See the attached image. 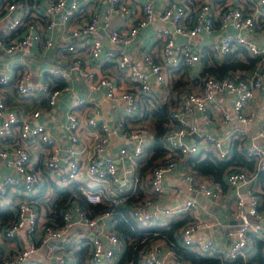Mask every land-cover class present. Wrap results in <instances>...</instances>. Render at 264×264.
Returning a JSON list of instances; mask_svg holds the SVG:
<instances>
[{
	"label": "built area",
	"instance_id": "1",
	"mask_svg": "<svg viewBox=\"0 0 264 264\" xmlns=\"http://www.w3.org/2000/svg\"><path fill=\"white\" fill-rule=\"evenodd\" d=\"M102 2L100 12L96 5ZM248 2L249 7L237 0H197L195 4L191 0H164L157 11L153 0H143L140 6L133 0H0V156L10 170L0 176V206L12 213V219L3 226V236L13 243L18 233L25 229L26 238H33L25 247L0 255V264H39L28 260L39 251L37 242L47 243V255L54 258L55 264H72L73 251L84 245L71 238V229L76 224L87 229L99 226L110 212L89 217L70 198L61 211V223L50 222L41 202L44 175L53 186L67 192L79 189L91 203H122L136 192L135 159L145 152L151 139L145 123L118 120L109 124L94 115L82 121L75 107L84 104L85 100L76 97L66 115L64 128L68 144L65 148L43 124L34 122L41 115L39 110L32 111L30 118L19 117L4 98L6 86L13 85L21 98L39 94L45 98L47 106H52L67 89L63 82L72 74H79L89 82L90 88L101 90L106 99L121 101L123 113L133 117L139 110L141 96H153L156 88L166 92L169 69L180 64L201 67L206 46L212 58L219 61L235 51L247 52L259 61L264 60V40H253L257 28L264 25V19L261 22L257 19L259 15L264 17V0ZM113 13L126 19V27L111 25ZM155 18L158 23L153 33L162 41L161 50L154 56L145 43L139 47L138 57H133L129 47L140 29ZM50 31L55 34L49 35ZM201 33L212 35V40L196 45L175 40V35L189 39ZM32 47L40 54L31 52ZM49 52L53 53L52 57L46 56ZM28 54L48 65L45 80H32L30 63L25 58ZM15 55L16 58H12ZM102 62H109L121 70L133 83V88L118 84L108 73L97 72ZM262 89L264 65L243 74L206 76L200 90L186 93L173 107L164 135L165 160L147 176L151 190L162 194L166 174L179 164L171 155H198L199 144L186 140L187 135L200 133L191 118L193 111L204 124L215 122L214 109L221 111L218 121L233 119L237 122L231 136L202 135V142L220 159L230 158L233 139H237L246 157L255 161L253 172L230 170L225 174V182L235 199L233 218L237 224L234 232L226 234L230 237L229 244L217 249L211 238L198 242L200 253L213 254L226 264H250V240H258V237L264 241V228L257 223L264 221V210L260 209L264 200L255 193L258 172L264 171V128L255 136L250 135L248 130L254 112L245 111L255 93ZM221 95L231 97L230 110L220 107L218 97ZM92 110L95 115L99 112ZM116 132L120 134L121 144L113 154L108 147L111 135ZM87 133L92 138L88 142L83 140V134ZM38 143L44 144L46 151L43 166L39 168L31 158L32 148ZM63 149L65 155H62ZM181 178L185 186L175 185L169 191L173 198H182L180 203L173 207L149 209L153 200L147 198L129 208L131 217L139 225H168L176 213L196 209L197 196L211 202L220 198L216 183L210 179L196 180L184 170ZM238 186H242V191L237 190ZM12 195L18 196V200L14 201ZM212 225L211 221L196 216L188 220L179 228L180 245L191 248L195 242L194 233ZM100 235L105 236L106 243L102 242ZM87 237V264H111L117 247L123 243L114 229L92 231ZM170 253L175 255L172 250ZM139 263L167 264L160 242L150 243L142 252Z\"/></svg>",
	"mask_w": 264,
	"mask_h": 264
},
{
	"label": "crops",
	"instance_id": "2",
	"mask_svg": "<svg viewBox=\"0 0 264 264\" xmlns=\"http://www.w3.org/2000/svg\"><path fill=\"white\" fill-rule=\"evenodd\" d=\"M133 1H137L138 5L140 6L143 0H133ZM237 1L243 2L244 5L247 7L250 6L248 0H237ZM163 2L164 0H153L154 10L158 11L161 8V6H163ZM103 4L104 3L102 2V4L96 5L97 9L100 12H102ZM96 6H94V8ZM138 10H140V7H138ZM257 19H259L260 20L259 22H261L263 21L264 17L262 15H259ZM157 23L158 20L157 18H155L149 24H147L146 27L140 29V31L136 35V38L134 39L132 46L129 47L130 49L129 53L133 57L135 58L138 57L139 55L138 49L141 45L145 43L149 45V50L152 55L155 56L159 53V51L161 50L162 42L153 33L154 27L157 25ZM111 25L114 27L124 28L126 27V19L119 13H113L111 17ZM54 34L55 32L52 33L51 31L49 32V35H54ZM212 38H213L212 35L207 36L202 33L189 39L175 35L176 41L178 42L189 41L190 43L195 45L211 41ZM253 40L256 42H262L264 40V25L261 26V28L260 27L257 28ZM30 51L33 53L40 54L39 50L35 47H32ZM83 55L84 57L85 55H87L85 51H83ZM16 56L17 55L13 56L12 58L15 59ZM46 56L52 57L53 53L49 52L46 54ZM209 56L212 58L211 53L209 54ZM25 58L30 63L32 80L34 82L45 80L46 67L48 65L45 64L38 57H30L29 54L26 55ZM85 58L87 59V57ZM47 63L49 62L47 61ZM263 65H264V60L262 61L257 60V63L256 65H254V67H260ZM254 67L252 69H254ZM176 69L177 67L175 68V70ZM200 69H201L200 66L189 67L188 75H190V77L195 76L200 71ZM172 71H174V69ZM97 72L108 73L116 80L118 84L133 88V83L128 78L125 77L123 72L109 62L100 63L97 67ZM170 75L171 74L169 71L167 75V81H168L167 85H169ZM180 75L181 72H175L172 74L175 80L180 78ZM152 79H153L152 76H150V80ZM63 83L66 85L67 89L62 92L55 105L52 106H47L45 98L39 94H33L29 97H24V98L18 97L13 85L6 86L4 90V98L7 104L17 111L20 118H30L32 111L39 110L41 112V115L34 122H39L43 124L48 129L50 134L53 135L57 140H59L61 146L65 148L67 147L68 144L65 128H64L66 122V115L71 107L72 101L76 97H81L85 100L84 104L75 107V109L80 114V118L82 121H85L87 116L94 115L96 119H103L109 124L115 123L118 120H124L127 121L128 123L134 124L130 121L132 117H127L123 113V105L121 101L117 99L114 100L106 99L103 96L101 90L90 88L89 82L83 76L79 74H72L71 77L65 80ZM187 86L190 85L188 84ZM187 86H185V88ZM167 91H168L167 87L165 93L160 91L158 88H156V92L154 93L152 98H160V99L173 98L175 100V103H177L180 99V98L177 99V97H179L181 90L177 93V95L175 94V92H170V91L168 94ZM182 95L183 93L180 96ZM218 101L221 105L220 107H223L226 110L231 109L232 99L228 95L219 96ZM92 109H94V111H99L98 114L95 115ZM250 110H252L254 114L252 116V122L249 125L248 131L250 135L255 136L262 128H264V89L258 90L255 93V96L250 100L245 111L249 112ZM220 112H221L220 109H214L213 116L215 118V122L213 124H204L200 120L196 112L193 111L191 113V118H193L194 121L196 122L200 133L189 134L186 136V140L197 142L199 144L200 151L198 155L203 156L204 155L203 151L208 149L207 145H205L204 142H202L203 134L210 133L215 137H225L227 135L231 136L230 134H232V130L235 127H237V122L233 119H230L226 122L218 121V118L220 117ZM91 139L92 138L90 134L88 133L83 134L84 141L88 142ZM120 144H121V139L119 132L112 134L108 151L110 153L115 154ZM240 151H243V148L239 145V141L237 139H233V154L235 155L234 156L235 159L236 158L238 159V156L236 154L239 153ZM65 153L66 152L63 149L62 155H65ZM45 157H46V151L44 144L38 143L32 148L31 158L38 168L43 166V160L45 159ZM177 161L179 162L178 167L174 171H171L169 174H166L165 176L164 179L165 192L162 194L154 193L151 190L147 178H145V182H143V185H141V187L140 186L138 187L137 195L139 194V196L141 195L143 196H141L137 202L145 198H150L153 200V205L150 206V207L153 206L152 208H159L165 206L173 207L175 204L177 205L178 203L181 202L182 198H173V196H171L169 193L172 186L173 187L175 185H179L182 187L185 186V182L181 178V171L182 170L188 171V168L182 157L179 156L177 158ZM8 173H10V170L7 169L5 160L0 156V176ZM44 183L45 184L41 190V196H42L41 202L43 203L44 211L46 212L47 210L48 212V208L51 206L52 201L57 196L56 188L58 187L53 186V184L46 178L45 175H44ZM256 184H257L256 188L258 192L264 194L263 182L258 181ZM216 187L220 192V198L216 202H211L204 197L197 196L196 200L198 206L196 209L189 208L185 212L176 213L172 217V222L183 221V223H185V221L190 220L196 216L199 218L207 219L213 223V225L210 228L202 229L194 233L193 236L195 242L191 248H188L189 250L200 251L198 247V242L207 238L212 239L215 248L217 249L225 248L226 244L228 245L230 241V237L226 234L229 231L234 232L237 229L236 221L233 218L235 199L232 189L225 182V175L223 177V184L216 183ZM241 188L242 186L241 187L238 186L237 190L242 191ZM12 198L14 201L18 200V196L12 195ZM260 209L264 210V204L260 205ZM218 216H222V220H219ZM252 221L256 222L255 220ZM257 223L260 227L264 228V221H258ZM148 225L167 226L159 223H152ZM3 226L4 225H0V255L1 256L8 254V252L14 250V248L25 247L30 241H33L32 237L26 238L27 235L25 229H23L22 232H19L18 233L19 235H17L13 239V243H11V241H8L3 236ZM100 229L103 230L104 232L113 229V224L110 216H107L106 219L103 221V223L99 224V226H95L90 229H87V227H84L83 225L76 224L75 227L71 229L70 234H71V238L78 240V242H80L81 245H85V244L89 245V238L87 237L88 233L92 231H99ZM178 233H179V229L177 231L176 242L180 244ZM100 236H102L101 237L102 242L106 243L105 236L104 235H100ZM256 238L258 240H250L248 244L250 256L257 250L258 242H260V247L263 252L264 241L258 237ZM151 241H154L155 243L160 242V246L165 256L167 264H191L188 261L176 259L175 255L170 253L171 246L167 240L166 242L162 240L161 237L152 236ZM36 244L39 245V251L31 255L28 260L37 262L39 264H55L54 258L47 255L46 252L47 243L40 244V242H37ZM70 245L72 247H75L73 243H71ZM123 250H124V242L117 247L115 251L114 259L111 264L118 263L120 254ZM202 254L205 256L215 257L213 256V254L210 253H202Z\"/></svg>",
	"mask_w": 264,
	"mask_h": 264
},
{
	"label": "trees",
	"instance_id": "3",
	"mask_svg": "<svg viewBox=\"0 0 264 264\" xmlns=\"http://www.w3.org/2000/svg\"><path fill=\"white\" fill-rule=\"evenodd\" d=\"M196 2L197 0H191L192 4H195ZM203 50L204 57L202 66L200 71L195 76L190 77V75H188L189 67L183 64L178 65L176 70V67L169 69L171 75L169 78V85H167V93L169 94L170 91L175 92L177 95V93L181 90L179 97H177V99L180 98L179 101L191 90H200L203 79L209 74L223 77L231 73H247L252 70L258 60L256 57L250 56L247 52L235 51L226 54L223 59L219 61L212 59L209 56L211 52L207 46L203 48ZM238 52L242 53L238 54ZM173 69L174 71H172ZM175 72H181L180 78L177 80H175L172 76ZM188 84L190 86H187ZM59 86H62V83ZM185 86L187 87L185 88ZM182 93L183 95L180 96ZM179 101L175 103L173 98L160 99L152 98V96H141L139 98V110L137 114L130 119V121L134 124L145 123L146 129L151 135V139L145 152L139 158L135 159L138 176L135 194L127 196L122 203L115 204L108 203L106 201L91 203L85 199L84 194L79 189H75L70 193L67 192L66 189L56 188L57 196L52 201L47 212L49 221L54 224H60L61 211L64 209L66 201L73 198L76 204L83 209L89 217L98 216L107 211L110 212L113 229L124 242V250L121 252L117 264H139L142 252L150 243L154 242L151 241L152 236L161 237L164 241L167 240L168 243H170L171 250L175 253L178 260H185L191 264H226L219 257L205 256L199 251L189 250L177 243V231L180 226L184 224L183 221H171V223L167 226H144L139 225V223H137L129 213V208L138 203L137 201L141 196H143H139V194L137 195L138 187L143 185L145 178H147L151 170L162 164L165 160L166 148L164 145V135L170 121V113ZM126 123L128 122L126 121ZM203 152V156L197 155L195 157H182L179 153H173L171 156L176 159L179 156L182 157L188 168V172L196 180L210 179L212 182L219 184H223V177L230 170H245L248 172H253L255 170V161L246 157L244 150L236 154L238 159H235V155L233 154L228 160L220 159L209 149H206ZM258 181L263 182L264 184V171L258 172L257 179L255 181V193L258 197L264 200V194L258 192L256 188V183ZM11 219L12 213L10 210L6 207L0 206V225H4ZM257 244V250L249 258L250 264H264V254L261 250L260 242ZM88 250L89 245L85 244L73 251V263L87 264L86 257L88 255Z\"/></svg>",
	"mask_w": 264,
	"mask_h": 264
},
{
	"label": "water",
	"instance_id": "4",
	"mask_svg": "<svg viewBox=\"0 0 264 264\" xmlns=\"http://www.w3.org/2000/svg\"><path fill=\"white\" fill-rule=\"evenodd\" d=\"M149 209H152V207H149ZM214 209H216V208H214ZM218 219L222 220V216H218Z\"/></svg>",
	"mask_w": 264,
	"mask_h": 264
},
{
	"label": "rangeland",
	"instance_id": "5",
	"mask_svg": "<svg viewBox=\"0 0 264 264\" xmlns=\"http://www.w3.org/2000/svg\"><path fill=\"white\" fill-rule=\"evenodd\" d=\"M241 56V55H240ZM253 220V219H252Z\"/></svg>",
	"mask_w": 264,
	"mask_h": 264
}]
</instances>
